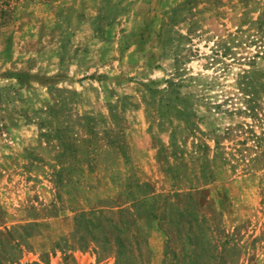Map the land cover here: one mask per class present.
I'll use <instances>...</instances> for the list:
<instances>
[{
    "label": "rangeland",
    "instance_id": "1",
    "mask_svg": "<svg viewBox=\"0 0 264 264\" xmlns=\"http://www.w3.org/2000/svg\"><path fill=\"white\" fill-rule=\"evenodd\" d=\"M0 264H264V0H0Z\"/></svg>",
    "mask_w": 264,
    "mask_h": 264
},
{
    "label": "trees",
    "instance_id": "2",
    "mask_svg": "<svg viewBox=\"0 0 264 264\" xmlns=\"http://www.w3.org/2000/svg\"><path fill=\"white\" fill-rule=\"evenodd\" d=\"M142 186H147V184L146 183H142V185H140V187H142ZM148 194L149 193H146L145 196L148 195ZM158 197H159V195L152 196L150 198V203H149V201L145 200L144 197L141 198V199H138V200H133V203H132L133 208H136V210H137L135 216L136 217H142V216H144L145 218L152 219V220L157 219L158 221H160V223H162L163 218H164V215L163 214H160V212H157L158 211V208H159L156 205V202H157V198ZM164 202H166V201L164 200ZM138 208H144L145 209L144 213L143 214L139 213L138 212ZM170 210L172 211L173 208L169 209V211ZM118 212L119 213L126 212L127 214L130 215V211L129 210H126V209H122L121 208V209H119ZM131 215L134 216L133 213ZM174 215H178L181 218L183 215H186V213L184 211L175 210V214ZM79 216H81V217L82 216H86V214L81 213ZM171 216H172V214H171ZM84 220H85V224L86 225L92 224V222H93L92 221V218H86ZM192 221L193 220H190V222H188V231H189V235H190L189 237H191V238L193 237L192 235H195L194 234V231H195L194 227L195 226H194V224H193ZM166 236H167V243H168V241L171 240V236H170V234L168 233L167 230H166ZM117 243H118V246H123L121 240L117 239ZM166 249L168 250V248H166ZM166 249H165V253H166Z\"/></svg>",
    "mask_w": 264,
    "mask_h": 264
}]
</instances>
